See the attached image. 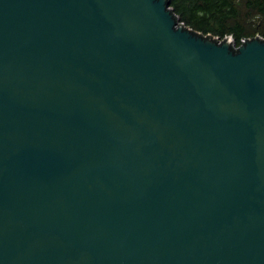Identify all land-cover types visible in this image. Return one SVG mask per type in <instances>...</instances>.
<instances>
[{
  "label": "water",
  "instance_id": "water-1",
  "mask_svg": "<svg viewBox=\"0 0 264 264\" xmlns=\"http://www.w3.org/2000/svg\"><path fill=\"white\" fill-rule=\"evenodd\" d=\"M170 0H0V264H264V39Z\"/></svg>",
  "mask_w": 264,
  "mask_h": 264
},
{
  "label": "trees",
  "instance_id": "trees-1",
  "mask_svg": "<svg viewBox=\"0 0 264 264\" xmlns=\"http://www.w3.org/2000/svg\"><path fill=\"white\" fill-rule=\"evenodd\" d=\"M169 8L193 32L231 37L236 48L241 39H264V0H170Z\"/></svg>",
  "mask_w": 264,
  "mask_h": 264
},
{
  "label": "built area",
  "instance_id": "built-area-1",
  "mask_svg": "<svg viewBox=\"0 0 264 264\" xmlns=\"http://www.w3.org/2000/svg\"><path fill=\"white\" fill-rule=\"evenodd\" d=\"M227 38L230 39V40L232 41L233 44H235V43H234V40H233L231 37H227ZM227 38H226V39H227ZM255 38L263 39V38H261V37H259V36H256ZM215 39H218V38L215 37ZM245 40H249V38H247V39H241L240 44H242L243 42H245ZM235 47H236V45H235Z\"/></svg>",
  "mask_w": 264,
  "mask_h": 264
},
{
  "label": "rangeland",
  "instance_id": "rangeland-1",
  "mask_svg": "<svg viewBox=\"0 0 264 264\" xmlns=\"http://www.w3.org/2000/svg\"><path fill=\"white\" fill-rule=\"evenodd\" d=\"M237 2H240L241 3V0H237ZM255 20V19H254ZM253 20V21H254ZM249 29H253V26H250V28Z\"/></svg>",
  "mask_w": 264,
  "mask_h": 264
}]
</instances>
